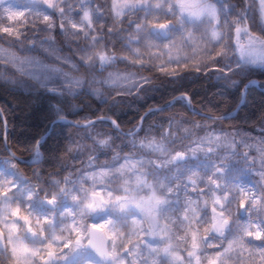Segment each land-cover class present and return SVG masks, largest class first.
I'll return each instance as SVG.
<instances>
[{"label":"clouds","instance_id":"9594fccd","mask_svg":"<svg viewBox=\"0 0 264 264\" xmlns=\"http://www.w3.org/2000/svg\"><path fill=\"white\" fill-rule=\"evenodd\" d=\"M0 264H264V0H0Z\"/></svg>","mask_w":264,"mask_h":264}]
</instances>
